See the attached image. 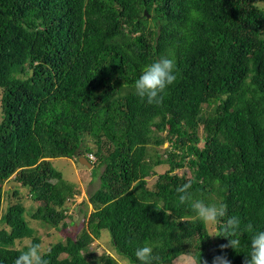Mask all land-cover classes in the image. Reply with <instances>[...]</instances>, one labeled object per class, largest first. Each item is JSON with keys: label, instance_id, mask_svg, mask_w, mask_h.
I'll return each mask as SVG.
<instances>
[{"label": "trees", "instance_id": "trees-1", "mask_svg": "<svg viewBox=\"0 0 264 264\" xmlns=\"http://www.w3.org/2000/svg\"><path fill=\"white\" fill-rule=\"evenodd\" d=\"M161 56L177 79L148 104L134 82ZM89 154L99 188L49 264H121L91 249L104 230L129 264L145 243L153 264H244L252 233L221 250V228L212 238L175 189L191 181L194 198L264 231V0H0V264L69 226L81 194L53 160Z\"/></svg>", "mask_w": 264, "mask_h": 264}, {"label": "clouds", "instance_id": "clouds-1", "mask_svg": "<svg viewBox=\"0 0 264 264\" xmlns=\"http://www.w3.org/2000/svg\"><path fill=\"white\" fill-rule=\"evenodd\" d=\"M177 79L176 61L170 56H161L158 60L146 65L134 82L136 95L147 101L148 104H162L163 94ZM85 157V156H81ZM92 154L85 157L93 159ZM89 161V160H88ZM90 162V161H89ZM91 163V162H90ZM192 182L178 186L175 191L180 205H188L195 212L196 217L206 225H217L222 230V237L227 244L221 245V250L231 248L236 251L241 247L240 236L243 233H252L249 252L244 257V264H264V231L257 230L253 223L248 222L242 227V219L237 215H228L227 204L208 203L204 199L194 198ZM154 247L145 243L135 250V257L140 264H153L156 257ZM185 264H202L201 254L186 253ZM14 264H49L44 259V250L40 243L29 241ZM213 264H230L226 256H217Z\"/></svg>", "mask_w": 264, "mask_h": 264}, {"label": "rangeland", "instance_id": "rangeland-1", "mask_svg": "<svg viewBox=\"0 0 264 264\" xmlns=\"http://www.w3.org/2000/svg\"><path fill=\"white\" fill-rule=\"evenodd\" d=\"M167 145L164 146V148ZM163 149H161V152ZM53 166L56 170L62 173L64 180L69 181L70 183L76 185L78 189L80 190V194L76 199L70 204V216L71 220H68L70 223L69 226L66 229L61 230H55V229H47V230H40V236L43 238V250L46 252L49 245L57 243L58 241L65 240L68 236L69 237H76L78 234L81 233V230L83 228V222L85 219V212L90 207L87 208V198L90 196V194L94 193L95 190L99 188L100 183V174L102 169H98V173L92 169H89L88 167L82 165L79 163L78 160H68L64 158L55 159L53 160ZM167 169V166H164L161 169H157L159 173H163ZM154 178L150 180V185L153 183ZM14 183L10 182L5 186L6 190H13ZM22 190V189H20ZM12 194V193H10ZM22 201L28 206V209L30 211H34L35 205L31 203L30 198L28 197V191L23 190L21 191ZM10 202L13 200H9ZM9 201L5 202L8 204ZM27 218V215H26ZM28 220V218H27ZM29 222L32 220L29 219ZM31 225V223H30ZM5 226L3 223L1 224V227ZM32 227V225H31ZM207 231L209 235L212 238L216 237L217 234V227L216 225H206ZM110 234L108 231L104 230L101 231L99 239L96 240V242L92 245V248L97 254H101L102 252H107L111 255H113L121 264H129V262L124 259L122 256L118 255V253L115 251V249L110 244ZM26 241L23 242H16V247L23 246ZM169 264H185L184 256L176 259L174 262Z\"/></svg>", "mask_w": 264, "mask_h": 264}, {"label": "water", "instance_id": "water-1", "mask_svg": "<svg viewBox=\"0 0 264 264\" xmlns=\"http://www.w3.org/2000/svg\"><path fill=\"white\" fill-rule=\"evenodd\" d=\"M79 163L84 165V166H87L88 168H92L93 167L92 164L85 157H80L79 158Z\"/></svg>", "mask_w": 264, "mask_h": 264}, {"label": "bare ground", "instance_id": "bare-ground-1", "mask_svg": "<svg viewBox=\"0 0 264 264\" xmlns=\"http://www.w3.org/2000/svg\"><path fill=\"white\" fill-rule=\"evenodd\" d=\"M193 12V11H192ZM197 19V18H196ZM195 20V19H194ZM200 22V21H199ZM204 22V21H203ZM193 23V22H192ZM194 25V24H193ZM199 27V26H198ZM200 28V27H199ZM203 30V29H202ZM205 34V33H204Z\"/></svg>", "mask_w": 264, "mask_h": 264}, {"label": "built area", "instance_id": "built-area-1", "mask_svg": "<svg viewBox=\"0 0 264 264\" xmlns=\"http://www.w3.org/2000/svg\"><path fill=\"white\" fill-rule=\"evenodd\" d=\"M93 158V157H92Z\"/></svg>", "mask_w": 264, "mask_h": 264}]
</instances>
